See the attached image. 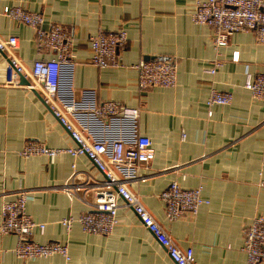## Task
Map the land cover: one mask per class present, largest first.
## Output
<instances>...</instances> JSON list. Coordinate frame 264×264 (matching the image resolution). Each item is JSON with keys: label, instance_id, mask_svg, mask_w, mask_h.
Listing matches in <instances>:
<instances>
[{"label": "crops", "instance_id": "0c3cea01", "mask_svg": "<svg viewBox=\"0 0 264 264\" xmlns=\"http://www.w3.org/2000/svg\"><path fill=\"white\" fill-rule=\"evenodd\" d=\"M197 1L0 0V36L18 38L16 54L31 68L33 60L55 53L38 50L34 30L2 14L3 7L41 12L44 26L69 28L73 64L61 68L59 99L75 104L78 112H89L102 101L119 103L121 110L112 119H80L94 127L97 137L150 138L154 156L129 181L145 208L181 248H192L197 264H247L243 230L253 217L264 216V106L243 85L247 73L264 74V43L256 42L252 32L240 31L216 48L211 27L191 20ZM119 28L127 32L121 64H91L89 37ZM161 58L175 60V85L140 90L133 65ZM216 60L221 63L216 71L207 72ZM6 61L0 51V222L2 204L25 190L27 213L44 223L30 238L66 244L68 258L20 259L13 252L17 236L4 233L0 264H175L121 199L117 224L109 234L85 233L78 223L69 229L60 224V219L89 209L84 200H93L104 176L83 154L61 153L53 161L19 154L29 139L49 147L75 142L37 91L21 82L4 84ZM213 89L230 92L231 102L208 107ZM72 164L77 171L73 180ZM172 181L184 188L200 187L208 203L195 214L170 220L160 193ZM69 183L76 189L65 190Z\"/></svg>", "mask_w": 264, "mask_h": 264}, {"label": "built area", "instance_id": "2783aa9c", "mask_svg": "<svg viewBox=\"0 0 264 264\" xmlns=\"http://www.w3.org/2000/svg\"><path fill=\"white\" fill-rule=\"evenodd\" d=\"M1 13L15 21L22 22L34 30L35 45L38 50L55 53L51 58L33 60L31 68L17 56L18 38L15 35L0 36V51L7 61L4 66L7 86L21 85L22 75L27 79L25 87L38 92L69 132L75 142L74 146L49 147L36 139L24 142L19 154L24 157L44 155L50 161L61 153L86 155L104 179L97 186L93 200H84L89 209L77 217L60 219V224L69 229L78 223L85 233L109 234L117 224L118 199L136 213L143 227L149 230L158 243L162 245L175 264H197L191 247L181 248L160 223L149 213L139 196L130 188L129 181L139 177L138 171L143 164L154 156L150 138L136 135L126 140L122 136L115 138L97 137L94 127L86 125L80 119L114 118L121 106L116 101H102L93 106L89 112H78L75 104L59 99L60 72L62 67L70 68L72 34L69 28L57 23L44 26L45 18L41 12L30 11L22 6H5ZM194 23L207 25L213 30L212 41L216 48L225 46L229 37L240 31H249L258 43H264V0H198L191 14ZM90 63L98 67H115L121 64V51L127 43V32L123 28L111 31H99L89 37ZM233 60L238 59L234 53ZM220 61H212L207 72L214 73ZM133 67L137 70V85L140 90L150 87H171L176 83V65L174 59H140ZM251 96L264 106V74H246L243 85ZM232 94L228 91L213 89L206 99L209 107L215 104H228ZM210 112L208 111V114ZM264 164V149L261 155ZM73 180L77 176L72 164ZM65 190L73 191L75 183L64 185ZM165 204L167 217L172 220L186 213L195 214L202 204L208 201L202 196L201 188H184L172 181L160 193ZM28 193L17 192L16 197L2 204L0 234L13 233L17 236L13 252L20 259L48 257L61 254L68 258V247L57 241L40 243L30 238L37 229H44V223L35 221L26 209ZM242 250L246 254L247 264L264 262V216L256 215L245 226Z\"/></svg>", "mask_w": 264, "mask_h": 264}, {"label": "water", "instance_id": "95a60500", "mask_svg": "<svg viewBox=\"0 0 264 264\" xmlns=\"http://www.w3.org/2000/svg\"><path fill=\"white\" fill-rule=\"evenodd\" d=\"M20 82L21 83H27V79L25 77H23L22 75L20 76ZM264 264V263H263Z\"/></svg>", "mask_w": 264, "mask_h": 264}]
</instances>
